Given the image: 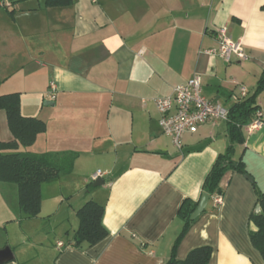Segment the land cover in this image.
Wrapping results in <instances>:
<instances>
[{
  "label": "crops",
  "instance_id": "0c3cea01",
  "mask_svg": "<svg viewBox=\"0 0 264 264\" xmlns=\"http://www.w3.org/2000/svg\"><path fill=\"white\" fill-rule=\"evenodd\" d=\"M44 1L0 0V94L19 92L21 114L46 125L17 151L70 154L72 169L41 183L34 217L19 210L15 186L0 183V248L13 255L0 264H164L183 226L180 204L198 203L229 137L226 121L204 122L177 148L161 131L154 99L194 74L202 94L227 109L240 86L251 95L264 71V0ZM221 27L246 60L204 52L216 47ZM255 104L262 125L247 130L253 116L242 125L233 160L264 192V89ZM11 139L0 110V141ZM219 186L221 203L209 196L175 257L209 246L207 264H264L249 238L252 181L229 170ZM89 200L102 205L107 235L75 246L76 211Z\"/></svg>",
  "mask_w": 264,
  "mask_h": 264
},
{
  "label": "trees",
  "instance_id": "16d2710c",
  "mask_svg": "<svg viewBox=\"0 0 264 264\" xmlns=\"http://www.w3.org/2000/svg\"><path fill=\"white\" fill-rule=\"evenodd\" d=\"M72 0H45L46 7H61L70 5ZM12 13V10L7 11ZM264 89V71L261 73L254 92L240 99L228 108L227 133L229 144L225 152L219 154L212 164L202 183L203 193L209 196L221 194L219 186L223 175L229 171H236L249 177L252 181L257 207L248 217L249 238L251 244L258 250L264 261V192L260 191L245 170L241 159L233 160L234 145L242 144L244 136L241 127L250 119L258 106L255 104L256 95ZM0 110L6 116L7 127L12 135L9 141H0V183L11 184L16 188V202L19 210L27 217H34L40 208V185L46 180L56 178L61 172L69 173L72 169L73 156L67 154L58 158L51 153L34 154L17 151L19 146H29L37 134L45 131V123L35 117H25L20 112V93L11 92L0 94ZM85 190H89V187ZM197 203L184 199L179 206L178 215L183 220L172 251L164 264H207L211 255L209 246H199L191 249L184 259L175 257V248L195 220L190 215ZM103 207L94 201H86L77 211L79 224L74 233L73 245L86 242L93 245L107 235V230L102 224Z\"/></svg>",
  "mask_w": 264,
  "mask_h": 264
},
{
  "label": "built area",
  "instance_id": "2783aa9c",
  "mask_svg": "<svg viewBox=\"0 0 264 264\" xmlns=\"http://www.w3.org/2000/svg\"><path fill=\"white\" fill-rule=\"evenodd\" d=\"M216 47L204 50L205 53L218 56L225 63L242 61L248 58L239 41L227 38L225 27L218 28L215 33ZM53 88V85H51ZM247 96L243 86L239 87L240 99ZM154 104L158 112V123L164 135L170 137L174 145L181 146V137L184 133H194L204 122L215 123L227 121L228 109L220 103L206 98L202 94L201 77L194 74L185 83L175 85L170 92L155 97ZM263 111L256 109L247 130L251 131L262 125ZM102 172L97 170L91 177L92 181L101 177ZM213 201L218 205L222 201L221 194H214ZM62 247V242H57Z\"/></svg>",
  "mask_w": 264,
  "mask_h": 264
},
{
  "label": "water",
  "instance_id": "95a60500",
  "mask_svg": "<svg viewBox=\"0 0 264 264\" xmlns=\"http://www.w3.org/2000/svg\"><path fill=\"white\" fill-rule=\"evenodd\" d=\"M47 104H53V102L45 100L44 101V105H47ZM247 178L249 179V177H247ZM93 184L94 185L101 184V181L96 180V181H94ZM208 199H209V195L207 193H202V195H201V197H200L195 209L193 210V212L190 215V219L191 220L196 219L200 214L203 213ZM12 258H13V255H12L11 250L9 249V247L5 246L3 248H0V263L6 262L8 260H11Z\"/></svg>",
  "mask_w": 264,
  "mask_h": 264
}]
</instances>
